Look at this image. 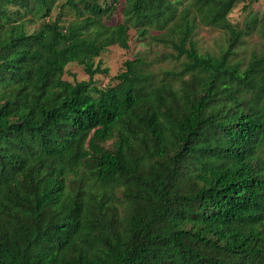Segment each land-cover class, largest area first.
Instances as JSON below:
<instances>
[{
  "label": "trees",
  "instance_id": "1",
  "mask_svg": "<svg viewBox=\"0 0 264 264\" xmlns=\"http://www.w3.org/2000/svg\"><path fill=\"white\" fill-rule=\"evenodd\" d=\"M246 1L125 0L111 23L120 0H0V264H264V14L230 18ZM201 26L226 46L202 51ZM131 30L179 68L138 56L98 85Z\"/></svg>",
  "mask_w": 264,
  "mask_h": 264
},
{
  "label": "rangeland",
  "instance_id": "2",
  "mask_svg": "<svg viewBox=\"0 0 264 264\" xmlns=\"http://www.w3.org/2000/svg\"><path fill=\"white\" fill-rule=\"evenodd\" d=\"M121 3L118 5L114 18L110 21L111 23H117L122 21V8L125 0H120ZM246 2H250L247 0ZM259 11V14H264V0H256L252 2L248 9L244 7V3L239 4L231 13L230 18L233 22H239L240 24L245 21L249 11ZM38 24H30V29L37 27ZM198 40L199 47L202 51H219L221 47L226 46L227 34L219 29L209 28L201 26L195 35ZM246 46L243 51L245 57L249 55L255 49H259L262 45V37L258 32H253L247 38ZM171 48L164 47L161 44L155 42H149L147 40L140 41L139 36L134 30L130 32V43L128 48H122L118 45L110 46L105 52L101 54L96 62L101 61L102 66L109 69L107 74H96L94 77L95 82L98 85L106 86L117 83L116 76L119 72L124 69V62L127 59H135L138 56H147L153 60V67L155 69H177L179 68V62L175 60H161L159 59L165 52H170ZM66 79L76 80H88L89 75L83 70V68L76 64L71 63L67 66L65 73Z\"/></svg>",
  "mask_w": 264,
  "mask_h": 264
}]
</instances>
